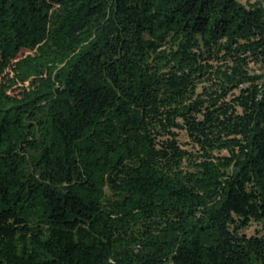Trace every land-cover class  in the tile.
<instances>
[{
    "label": "trees",
    "instance_id": "16d2710c",
    "mask_svg": "<svg viewBox=\"0 0 264 264\" xmlns=\"http://www.w3.org/2000/svg\"><path fill=\"white\" fill-rule=\"evenodd\" d=\"M262 2L0 0V264H264Z\"/></svg>",
    "mask_w": 264,
    "mask_h": 264
},
{
    "label": "rangeland",
    "instance_id": "374dc122",
    "mask_svg": "<svg viewBox=\"0 0 264 264\" xmlns=\"http://www.w3.org/2000/svg\"><path fill=\"white\" fill-rule=\"evenodd\" d=\"M240 5L246 6L248 2L254 3L255 0H236ZM259 6L264 10V2L260 3ZM259 228L255 224H251L249 227H247L245 230L241 231L242 234L245 236H252L255 234V231H257Z\"/></svg>",
    "mask_w": 264,
    "mask_h": 264
}]
</instances>
